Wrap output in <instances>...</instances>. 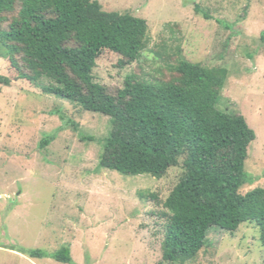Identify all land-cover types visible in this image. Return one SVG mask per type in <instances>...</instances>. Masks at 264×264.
I'll use <instances>...</instances> for the list:
<instances>
[{
	"label": "rangeland",
	"instance_id": "374dc122",
	"mask_svg": "<svg viewBox=\"0 0 264 264\" xmlns=\"http://www.w3.org/2000/svg\"><path fill=\"white\" fill-rule=\"evenodd\" d=\"M96 1L103 11L144 19L148 43L137 61L121 68L119 55L103 51L94 81L116 94L128 75L172 80L181 58L225 68L218 109L243 116L255 134L240 193L264 187V44L259 40L264 0ZM14 14H5L3 27ZM0 76L10 80L0 84V264H64L51 257L63 246L70 248L69 264H157L165 230L162 204L183 173L181 165L158 179L100 169L109 117L17 79L1 54ZM140 192L157 200H141ZM33 250L44 256L29 257ZM263 259L258 227L243 223L233 234L210 228L205 245L186 264H263Z\"/></svg>",
	"mask_w": 264,
	"mask_h": 264
},
{
	"label": "trees",
	"instance_id": "16d2710c",
	"mask_svg": "<svg viewBox=\"0 0 264 264\" xmlns=\"http://www.w3.org/2000/svg\"><path fill=\"white\" fill-rule=\"evenodd\" d=\"M13 12L3 27L5 14ZM259 40L264 44V31ZM147 43L144 19L103 11L96 0H0V54L17 79L109 117L98 168L158 179L181 165L183 173L162 204L165 230L157 264L194 260L212 227L233 234L241 224L254 223L264 249V187L240 193L255 134L243 116L218 109L225 68L181 58L172 80L128 75L116 94L94 81L103 51L119 55L121 68L137 61ZM0 84L8 86L9 78L0 76ZM138 196L157 200L153 193ZM27 254L44 256L39 250ZM51 257L69 264L70 248Z\"/></svg>",
	"mask_w": 264,
	"mask_h": 264
}]
</instances>
